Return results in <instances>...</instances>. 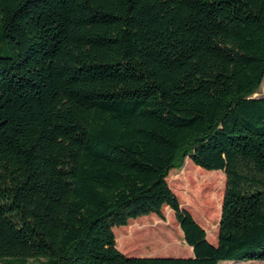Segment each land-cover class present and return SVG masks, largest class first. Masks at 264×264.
Instances as JSON below:
<instances>
[{"label":"trees","instance_id":"trees-1","mask_svg":"<svg viewBox=\"0 0 264 264\" xmlns=\"http://www.w3.org/2000/svg\"><path fill=\"white\" fill-rule=\"evenodd\" d=\"M0 40V260L264 261V0H0ZM187 159L206 210L226 177L213 243ZM164 207L193 255L120 251Z\"/></svg>","mask_w":264,"mask_h":264},{"label":"rangeland","instance_id":"rangeland-1","mask_svg":"<svg viewBox=\"0 0 264 264\" xmlns=\"http://www.w3.org/2000/svg\"><path fill=\"white\" fill-rule=\"evenodd\" d=\"M10 50L6 43L0 40V56L9 55ZM255 97H264V81L254 95ZM197 167L189 159L181 168L171 171L168 177V183L174 193L178 196L182 206L188 209L196 221L206 230L208 239L211 243L216 242L218 238L219 223L221 218V207L224 198L226 177L221 171H206V174L218 172L217 177L221 183L222 194L218 199L215 209L206 210L202 207V201L199 198L200 191L195 185L191 186L184 180L187 163ZM116 238H122L120 251L127 256L136 257H189L193 255V250L186 244L181 227L176 219L175 213L169 208L164 207L163 216L155 214L131 220L126 227H117L114 229ZM119 246V243H117ZM46 259L23 260V259H5L0 260V264H44ZM264 264V261H226L220 264Z\"/></svg>","mask_w":264,"mask_h":264},{"label":"crops","instance_id":"crops-1","mask_svg":"<svg viewBox=\"0 0 264 264\" xmlns=\"http://www.w3.org/2000/svg\"><path fill=\"white\" fill-rule=\"evenodd\" d=\"M192 249V248H191ZM225 264H231V263H225Z\"/></svg>","mask_w":264,"mask_h":264}]
</instances>
